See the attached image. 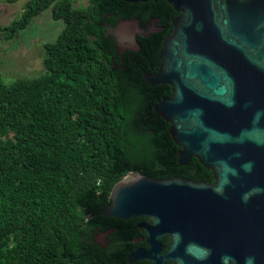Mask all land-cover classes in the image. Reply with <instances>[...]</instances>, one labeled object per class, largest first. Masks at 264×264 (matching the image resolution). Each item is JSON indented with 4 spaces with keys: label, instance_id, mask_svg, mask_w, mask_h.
I'll return each mask as SVG.
<instances>
[{
    "label": "trees",
    "instance_id": "obj_1",
    "mask_svg": "<svg viewBox=\"0 0 264 264\" xmlns=\"http://www.w3.org/2000/svg\"><path fill=\"white\" fill-rule=\"evenodd\" d=\"M46 10L63 27L42 45L43 73L8 85L0 75V264H126L147 246L137 227L145 219L101 216L118 181L138 172L213 183L195 158L179 165L171 125L154 110L171 88L143 78L157 72L179 14L165 0H29L0 25V44ZM120 20L143 31L134 49L116 42Z\"/></svg>",
    "mask_w": 264,
    "mask_h": 264
},
{
    "label": "water",
    "instance_id": "obj_2",
    "mask_svg": "<svg viewBox=\"0 0 264 264\" xmlns=\"http://www.w3.org/2000/svg\"><path fill=\"white\" fill-rule=\"evenodd\" d=\"M165 1L179 15L157 72L143 78L171 88L154 110L171 125L179 165L195 158L213 183L129 173L101 216L145 219L137 227L147 248L129 263L264 264V0ZM119 24L121 33L138 27Z\"/></svg>",
    "mask_w": 264,
    "mask_h": 264
},
{
    "label": "rangeland",
    "instance_id": "obj_3",
    "mask_svg": "<svg viewBox=\"0 0 264 264\" xmlns=\"http://www.w3.org/2000/svg\"><path fill=\"white\" fill-rule=\"evenodd\" d=\"M29 0H19L14 4L0 0V25H7L16 19L23 5ZM76 7L88 5V0H72ZM63 27L61 21L51 18L50 10L44 11L35 18L24 30L17 33L16 37L0 44V75L5 84H10L17 79H31L43 73L42 45L56 39ZM137 31L133 26L127 25L124 33H118L122 40L121 46H128L127 41Z\"/></svg>",
    "mask_w": 264,
    "mask_h": 264
},
{
    "label": "flooded vegetation",
    "instance_id": "obj_4",
    "mask_svg": "<svg viewBox=\"0 0 264 264\" xmlns=\"http://www.w3.org/2000/svg\"><path fill=\"white\" fill-rule=\"evenodd\" d=\"M178 16V15H177ZM175 18V17H174ZM173 18V19H174ZM121 21V20H120ZM120 21L118 22V24H117V26L113 29V34H114V36H115V39H116V42H117V44L119 45V47L121 48V49H131L132 48V45L129 43L128 44V46H121V43H122V40L118 37V33H121L118 29H119V27L121 26V24H119L120 23ZM157 22H158V18H153L152 20H151V23H150V30H151V28L153 29L152 31H154V29H155V27H156V25H157ZM137 32L135 33V35H134V38H135V40H136V37H137V35L138 34H143V31L139 28V24H138V27H137V30H136ZM137 46V45H136ZM189 165V164H188ZM187 165V166H188ZM210 172V171H209ZM211 173V172H210ZM116 231V229H112V231H109V232H107L108 234H110V232H115ZM106 233V234H107ZM107 234V235H108ZM141 239V237L140 236H138V237H135L134 239H133V241L135 242V241H137V240H140ZM139 248H147V246H142V247H139ZM133 252V251H132ZM130 254V253H129ZM128 254V255H129ZM128 257V256H127ZM126 264H150V261H148L147 259H140V260H138V261H135L134 263H129L128 262V260H127V263ZM166 264H171V263H166Z\"/></svg>",
    "mask_w": 264,
    "mask_h": 264
}]
</instances>
